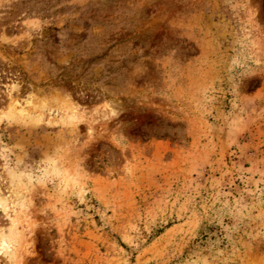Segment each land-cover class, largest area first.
Here are the masks:
<instances>
[{"label":"rangeland","instance_id":"rangeland-1","mask_svg":"<svg viewBox=\"0 0 264 264\" xmlns=\"http://www.w3.org/2000/svg\"><path fill=\"white\" fill-rule=\"evenodd\" d=\"M0 264H264V0H0Z\"/></svg>","mask_w":264,"mask_h":264}]
</instances>
